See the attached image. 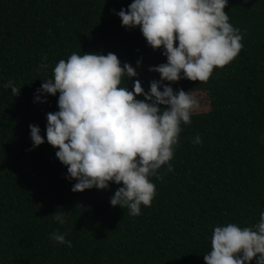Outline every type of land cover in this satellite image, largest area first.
I'll return each instance as SVG.
<instances>
[{
    "label": "trees",
    "instance_id": "trees-1",
    "mask_svg": "<svg viewBox=\"0 0 264 264\" xmlns=\"http://www.w3.org/2000/svg\"><path fill=\"white\" fill-rule=\"evenodd\" d=\"M131 2L0 0V264H205L214 226H249L264 210V0H228L243 48L206 81L172 83L174 91L205 94L210 107L181 124L172 170L165 164L162 178L150 177V206L135 216L112 206L119 185L111 182L106 190H71L75 180L46 140V114L58 110L59 93L44 103L34 94L60 59L109 51L133 67L141 61L147 91L159 79L149 66L166 57L112 11ZM45 55L47 70L40 69ZM9 79L21 88L16 96L2 87ZM30 124L45 136L35 148ZM57 211L67 213L64 224L53 218ZM57 230L71 247L50 238Z\"/></svg>",
    "mask_w": 264,
    "mask_h": 264
},
{
    "label": "clouds",
    "instance_id": "clouds-1",
    "mask_svg": "<svg viewBox=\"0 0 264 264\" xmlns=\"http://www.w3.org/2000/svg\"><path fill=\"white\" fill-rule=\"evenodd\" d=\"M228 0H132L116 12L122 26L139 28L153 50H161L166 62L149 66L159 79L147 91L139 77L141 61L133 67L109 51L73 52L60 59L53 75L42 79L34 100L47 102L58 95V110L46 114V140L56 149V158L66 166V178L75 180L73 192L119 185L110 197L112 206L125 207L140 215L150 206L159 177L158 169L174 156L181 124L191 123L200 108L199 98L172 83L182 78L206 81L214 68L231 62L243 48V36L229 22ZM40 69L47 70V56ZM39 70V69H38ZM135 78L132 88L128 81ZM167 81L168 83H165ZM16 96L21 88L12 79L2 85ZM138 97H142L138 98ZM32 147L45 143L36 124H30ZM194 144L202 143L199 134ZM66 214H52L60 224ZM50 238L67 244L66 233L55 231ZM205 264H264V210L249 225L228 222L214 226Z\"/></svg>",
    "mask_w": 264,
    "mask_h": 264
},
{
    "label": "rangeland",
    "instance_id": "rangeland-1",
    "mask_svg": "<svg viewBox=\"0 0 264 264\" xmlns=\"http://www.w3.org/2000/svg\"><path fill=\"white\" fill-rule=\"evenodd\" d=\"M199 100H200V108L198 111H195V112H200L201 110L202 111H206L209 109L210 107V103H209V100L206 98L205 94H195ZM194 112V113H195Z\"/></svg>",
    "mask_w": 264,
    "mask_h": 264
}]
</instances>
